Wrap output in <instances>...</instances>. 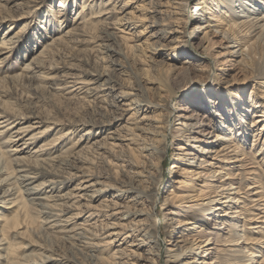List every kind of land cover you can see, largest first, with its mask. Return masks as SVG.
I'll return each mask as SVG.
<instances>
[{
	"label": "rangeland",
	"instance_id": "obj_1",
	"mask_svg": "<svg viewBox=\"0 0 264 264\" xmlns=\"http://www.w3.org/2000/svg\"><path fill=\"white\" fill-rule=\"evenodd\" d=\"M122 1H117L116 6L113 7L112 14L114 16L117 14ZM149 1L150 3L147 4ZM168 1L142 0L141 3H144L147 8L149 5L154 6L155 9L162 10V13H158L156 16H154V13H147L146 19L138 22L135 26L130 25L124 32L118 33L119 35L129 33L126 37L132 36V33L137 34V36L117 38L115 43L103 41L104 39L101 38L102 21L100 19L97 21L98 18H89V25L85 28L83 37H79L83 38L84 41L79 43L68 42L64 38L62 46H59L56 53L45 61L46 68H53L41 70L43 77L41 81L34 80L31 83L20 81L17 84L5 83V85H0V112L6 118L9 117L8 122L14 121L17 124L16 127L26 125L32 129L29 134L36 135L34 142L30 144L27 142L28 146L25 150L18 153V156L29 157L34 155L31 152L37 146H41L42 150L35 154H39V156L44 158L58 155L65 150L79 151L80 155L83 154L88 161L92 160L89 161V164L87 163V167L90 170L93 169L92 171L96 175L103 176L100 181L115 187L119 186L120 181L129 179V172L140 170L128 165L126 162L117 161L115 156L119 154L125 156L126 159L132 160L136 155L135 151L131 149L132 147L136 148L133 143H137L140 147H148L150 145L149 142L144 144L142 138L150 136V134H147L149 131L159 130L154 128V124L157 123L153 120L154 115L159 113L165 122L168 120L169 128L167 129V134L169 136L166 140L168 148L160 165L149 169L146 178L134 175L136 180H141V182L135 181V185H138L137 187L139 188L150 187V192L154 194L153 198L148 200L144 197H138V193L132 190L116 201L117 204L124 205L131 211L142 212L138 215L131 214L128 220L139 223L144 228L143 233L154 230L160 233L167 226V223L172 220L178 219L181 222L188 220L190 223L181 227L184 234L182 236L187 237V239L196 237V231H188L186 228L190 227L192 223H197L199 226L196 230H200L199 233L204 235L203 238L213 235V240H215V243L217 242L215 245L217 252L213 257L219 259L220 262L228 259L229 255L232 254L230 250L234 248H238L240 251L234 253L236 257L244 255L245 249L242 250L241 247H237L242 244L247 246L245 248L250 249V251L259 253L261 257H257L255 260L259 263L262 261L261 264H264V116L261 122L255 116L256 113H261L260 111L264 110V77L253 79L248 69H244L242 63H240L242 57L235 53L239 51L237 42L229 43V46L226 47V42L220 37L219 31L215 33L216 36L212 37L210 35V48L207 51L203 50V46L207 45L208 42H205L203 34L205 29L200 26L205 27L208 22H205L206 15L204 16L198 10V0L179 2L187 4L185 5L187 16H184L181 22H176L170 18L171 14L169 11H179L178 9H173L170 5L171 1ZM262 1L264 6V0ZM61 2L62 0H37L35 3L25 2L18 8L10 7L12 13L21 15L16 18V24L12 26V33L16 32L19 36V50L20 55L21 53L22 55L17 57L18 48L7 54L4 59L5 62L0 65V77H7L19 72L24 63L36 51L42 49L44 43L48 42L51 37L59 33L62 34L69 29L73 18L81 8L82 2L90 4L93 1L67 0L63 3V6H58ZM152 3L153 5H151ZM99 7L101 8V5ZM59 8L65 11L62 25H58L57 22L59 18L57 11ZM107 8H112V4H108ZM85 10L87 19L89 15L96 13L99 8L95 3L92 9L88 6ZM150 10L153 9L151 8ZM44 13L45 15L47 13L48 18L45 17ZM152 16L153 19L158 17L159 21H154L155 23H153L151 21ZM182 16L176 15L173 17ZM43 18L45 19L44 21H42ZM161 18L164 21H161ZM160 22L168 23L169 25L177 24L172 26L180 32L170 33L166 37L158 36V34H154L155 30L162 29L165 26L160 25ZM46 23L49 25H46ZM40 26H45L47 32L45 33ZM5 29L6 25L0 27V38ZM239 35L242 41L241 48H243L250 37L242 35V32ZM37 36L40 39L34 42V38ZM27 40L28 42L25 43ZM32 44L35 46L32 50H25L24 46L33 47ZM100 44H111V47L118 53L108 50V56L104 55L109 61L106 59V63L105 61L102 62L97 59L102 56L99 51L101 48ZM131 45L134 46L130 47ZM263 46L262 49L264 48ZM228 49L233 50L234 54H227ZM256 58L259 59V54L256 55ZM110 60L114 61L115 64L110 63ZM103 64L109 65V70L112 69L111 76L114 80L102 86V90L95 94L93 102L87 101L92 100L93 97L86 98L85 94L82 93L85 88L81 90H72V87L65 88V90L63 87L61 88L62 83H60L59 79H63V75L66 73L70 72L74 75L85 74L84 77L87 80L90 76L89 73L102 69ZM119 64H123L124 68L120 67ZM56 81L60 83L58 86L60 88H48L52 84L51 82ZM137 85H141L145 89L144 92L149 100L157 102L161 98L165 103L164 109L149 111L147 106L135 105L139 109L134 113L135 118L131 119L128 117L134 110L126 111L127 106L123 105V103L132 99L133 96L123 95L113 101L111 107L104 102L107 93L111 94L119 91L135 93L136 91L132 87H137ZM227 92L240 94L239 103L242 104L241 106L245 109V112L244 110L236 113L231 112V105L226 103L228 99ZM219 94H221L220 99ZM138 103L141 102L139 101ZM224 107H226L225 111ZM109 115L110 117L118 115L119 119L111 120V123L101 124L96 128L83 131L74 125L79 123V121L90 122L95 121V119H105ZM237 119L242 120L241 123L232 122V120ZM208 122L210 124L206 126L205 123ZM217 125L225 128V131L220 132L216 127ZM240 128H244L245 134H241ZM5 129L6 127H0V131ZM183 129H185V133L180 135ZM228 129H233L232 136L236 146L235 150H231L234 145L228 149L221 150L223 143H231V140L229 142L224 140ZM195 130L201 133H194ZM66 131H70V133L59 138ZM128 132L136 135V137L132 138L133 143L129 140H121L120 144L122 146L111 148L107 145L106 147L111 149V154L102 150V154L99 151L100 155H97L94 151L92 152L91 149L87 151L89 148H86V146L95 140L102 142L106 140V142L111 143L112 139H107V136H115L117 134L130 139L131 135H125ZM9 136V130L5 133H0V155H3L6 160H8V153L5 152L6 143H4V140L9 138ZM192 137H195V139L192 140ZM198 139H201V141H198ZM195 145H199L204 151L196 152ZM179 146H183V148H178ZM186 152H191L192 154H184ZM92 157L94 158L92 159ZM181 157L185 159H180ZM205 159H207V165H205ZM226 160L228 162H225ZM216 164L224 166V168L213 167ZM6 165V173H10L14 168L17 169L12 162H8ZM178 166L180 167L179 171L177 169ZM214 169H219V175H222L221 179L225 183L228 181L233 182L232 187L235 188L226 190L227 192L224 193V196L229 195L227 199L236 196L234 192H236L237 188L240 192V196H237L239 201L236 203L227 201L225 202L227 207L215 204L221 207V209L217 208V210H220L218 212L221 215L218 217L217 224L214 223V220H204L205 215L211 216V219L213 217L212 214L205 213L210 206L208 199L203 201L201 211L197 209L198 206L194 205L196 202L200 203V200H188L194 194V186L203 185L201 188L207 191L208 188L204 185L215 182L214 178L217 176H211V170ZM204 172L205 175H203ZM14 175L16 179H19V184L16 185V188L20 187L19 190H21L19 196H25L29 200V204H31L27 216L15 229V232H20L19 236L11 233L8 237V244L12 246L15 255L26 254L31 250L30 253L37 256L38 253H46L39 247H50L51 250L62 256L64 255L69 260L79 259L83 260L82 262L84 263L88 262L87 264H110L111 262H123L125 260L115 258V256H118L115 252L117 249L126 248V250H132L134 248L130 245L132 242L130 239L123 242V234H117L120 229L118 227L115 228L111 223L117 222V220H107L104 216L112 212L109 211L110 205L109 208L103 206V204H108L110 200H114L112 197L114 191L112 189L109 191L104 190L106 192L101 193L100 196L89 203L90 207L77 206L80 210L86 212L82 216L74 217L67 222L66 216L69 214L64 216L50 215V209L47 206L49 202L46 201L45 197L50 194L49 190L53 191V195L72 192L76 181L66 182L62 187L53 189L44 185L43 189L40 188V190L36 189L38 187L37 184L45 182L49 178L48 174L32 178V173L22 171L14 172ZM5 176V173L1 174V179ZM145 180L146 182H144ZM214 184H219V182ZM135 185L133 184V186ZM251 185L254 186L248 188ZM11 186L5 184L0 190V209L2 210L4 209L2 205L9 206L10 204H2L3 198L1 196ZM26 189L31 191L29 195L23 193ZM171 193L180 197L170 198ZM81 202L83 201L77 203ZM236 209L239 210L240 216L232 218L234 217L232 215L236 213L234 212ZM52 212L57 213L55 210ZM90 213H92L91 219L87 218ZM106 221H109V229L103 234L98 233L100 230L94 224L96 223L97 225ZM82 226L86 228L95 226L93 231L95 232L96 229L99 231H96V236L93 239H89L86 238L87 234L82 230ZM214 226H217V228H212ZM101 230L103 231V229ZM236 233L237 235L243 234L246 239L243 242H239L238 245L224 244L228 240L238 237L235 236ZM180 234L181 232L177 234V232L172 231L169 234L162 235L158 239L161 248L160 251H157L158 245H154L144 233V237L148 241L147 248L149 251L151 253L159 252L161 255L160 257L153 256L150 264H179L188 261V259L191 260L194 256L198 257L195 254H191L189 255L191 257H187V259H183L180 262H170L171 260L166 255L165 249H176V245H173L176 241L172 245L168 244L170 235L178 240V245H184L183 242H179L181 237H178V235ZM138 236L141 237V235ZM241 240L242 238L239 239V241ZM27 241L31 242L32 245L29 250L24 251L25 249L20 247H23V244H26ZM79 241L85 245H75ZM123 250L126 251L125 249ZM137 252L142 251H132V253ZM205 255L202 259L208 261L207 257L211 256V254ZM148 256L152 255L144 254L141 258H137L131 254L127 257H130L132 259L130 262H134V264H149L144 260ZM66 263L70 264L71 262L67 261ZM247 264L254 263L247 261Z\"/></svg>",
	"mask_w": 264,
	"mask_h": 264
},
{
	"label": "bare ground",
	"instance_id": "obj_2",
	"mask_svg": "<svg viewBox=\"0 0 264 264\" xmlns=\"http://www.w3.org/2000/svg\"><path fill=\"white\" fill-rule=\"evenodd\" d=\"M37 0H0V27L3 25H6V29L3 32V35L0 38V65L1 63L5 62L4 59L7 57V54L11 53L12 51H15L14 49H17V57L21 56L20 55V50H19V36L16 32L12 33V26H15V21L17 20L16 18H19L21 15L14 14L12 13V10L10 7H16L18 8L20 5H23V3H35ZM67 0H62L61 3L58 4V6L62 5L65 3ZM93 1L92 3H87L82 2L81 3V8L78 11L77 15L73 18L71 25L69 26V29L64 32V33H59L49 39L48 42L44 43L42 46L41 50L36 51L31 58L26 61L21 68V70L15 74H12L7 77H0V85H5V83L8 84H17V82H22L25 81L27 83H31L34 80H42L43 77L41 75V70L45 69V61H47L50 57H52L55 53L56 50L59 46H62V43L64 41V38L69 42H83V38H79L80 36L84 35L85 33V28L89 25V18H98L102 21L101 24V33L102 37L104 40L103 41H111L112 43H115L117 41V38L121 37H132V36H137V34H133L132 36H127V34H118L121 32H124L125 29H127L130 25H137L138 22L146 19L145 16L147 13H154V16L158 13H162V10H157L154 8V6H150L147 8L144 6V3H141L142 0H123L122 4L120 5L117 14L114 16L113 13V7L116 6V2L119 0H90ZM139 1V2H138ZM171 1V7L173 9H178L179 12L176 11H169L170 18L175 20L176 22H181L183 20L184 16H187V9L185 5L187 4H182L179 3L181 1H187V0H169ZM168 1V2H169ZM95 3L97 4V7L99 8L96 13L89 15V17L86 19L85 17V8L90 6V9L94 7ZM150 1L147 3L149 4ZM199 4L198 10L202 12V14L205 16L206 15V20L205 22H208L207 25L200 26L201 28H204V38L205 42L207 45L203 46V50L207 51L210 44V38L211 36H216L215 33L219 31L221 34V38L225 40L226 42V47H228L229 43H236L239 45V51H236L239 56L242 57V60L240 63H242L244 69H248L249 73H251L253 79H258L261 77H264V48L262 49V46L264 45V6H263V1L262 0H198L197 2ZM235 7H234V5ZM108 4H112V8H107ZM176 4V5H174ZM88 5V6H87ZM101 5V8L99 7ZM153 5V3L151 4ZM106 6V7H105ZM159 7V5H158ZM153 10H150V9ZM58 15V25H62L64 21V16H65V11H62L61 8L57 11ZM138 13V14H137ZM45 15V13H44ZM176 15H183L182 17H173ZM45 17L48 18L47 13ZM44 17V18H45ZM104 17V18H103ZM43 18L42 21L45 19ZM151 21L155 23L154 21L158 22L159 18L156 17L153 19V16L151 17ZM161 21H164V19L161 18ZM160 25H165L162 29L155 30L154 34H158L161 37H166L170 33H176L180 32L177 31L173 26H176L177 24H172L169 25L168 23H159ZM43 25V24H40ZM46 25H49L46 23ZM43 31H46L45 26H40ZM220 29V30H219ZM242 32V35L250 37L243 48H241V38L239 37L240 33ZM244 33V34H243ZM131 34V33H130ZM77 35V36H73ZM124 35V36H123ZM211 35V36H210ZM83 37V36H82ZM68 38V39H67ZM35 41H39V36L34 38ZM65 40V41H66ZM250 40V41H249ZM25 41V43H27ZM35 44V43H34ZM33 45V44H32ZM101 48L99 49L100 53L102 56L98 57L100 61H105L106 59L105 55L108 56L107 51L110 50L114 53H118L113 47H111V44L99 45ZM134 45H131L130 47H133ZM33 47H29L28 45L24 48L25 50L28 49H33ZM264 47V46H263ZM119 51V50H118ZM59 52V51H58ZM262 52V53H261ZM229 55H233L234 51L233 50H227L226 52ZM26 54V53H24ZM259 54V59L256 58V55ZM258 59V60H257ZM109 61V59H107ZM83 61V60H82ZM110 63L115 64L114 61L110 60ZM125 63V62H124ZM91 65V64H90ZM120 65V64H119ZM109 65L103 64L102 69L100 70H95L94 72L89 73V78L84 77L85 74H79V75H74L70 72L66 73L63 75V79H59L60 83H62L61 88L63 87L64 90L65 88L72 87V90L75 89H84L82 93H84L86 98H92V100H87L88 102H93V99L95 98V94L100 92L102 90V86H105L106 84L110 83L114 79L112 78V69H108ZM120 67H123V64L120 65ZM48 69L53 68V67H47ZM46 68V69H47ZM84 71V70H83ZM87 72V71H86ZM78 74V73H77ZM106 76V77H105ZM88 77V76H87ZM69 79V80H68ZM58 81V80H57ZM51 82L52 84L48 86V88L51 89H57L60 88L58 87L60 83L58 82ZM115 82V81H114ZM117 83V82H116ZM97 84L96 86H94ZM32 85V84H31ZM0 86V87H1ZM159 86V85H158ZM133 90H135V93L129 92H115V93H107L106 98H105V103L107 106L111 107L112 102L119 99L123 95H131L133 96L132 99L127 100L126 102L123 103V105L127 106L126 111L134 110L131 112L128 118L134 119V113L139 109L136 106H147V109L150 110H155V109H164L165 103L162 101L161 98L157 100V102H153L149 100V98L145 94V89L141 87V85H137V87H132ZM161 88V87H160ZM3 90V89H2ZM219 91V90H217ZM227 91V90H226ZM70 92V91H69ZM227 104L231 105V112L236 113L237 111H243L245 112V109L241 106L242 104L239 103V98L240 94L239 93H231L227 92ZM221 98V94H219V99ZM141 103H138V102ZM87 104V103H86ZM92 104V103H90ZM89 104V105H90ZM93 105V104H92ZM136 105V106H135ZM94 107V106H93ZM141 109V107H140ZM187 110V109H186ZM226 110V107H224V111ZM110 112V111H109ZM261 113H256V117L258 118V121L263 120L264 116V110L260 111ZM95 113V112H94ZM227 113V112H226ZM231 113V114H232ZM239 114V113H238ZM255 114V113H253ZM217 115V113H216ZM239 116V115H238ZM102 117V116H101ZM110 117V115H109ZM105 118V119H95V121H90V122H80L77 124H74L76 128L79 127L80 130H86V129H92L96 128L97 126H100L101 124H107L111 123V120H117L119 119L118 115L111 116L110 118ZM219 117H221L219 115ZM261 117V119H259ZM148 118V117H145ZM9 117L6 118L5 115H2L0 112V127H6L5 130L0 131V133H5L8 130L10 131V136L9 138H6L4 140V143H6L5 147L6 150L5 152L8 153V160L3 158V155H0V190L2 187H4L5 184L7 185H12L10 189H7L6 191L3 192L2 194V204H7L9 203V206L2 205L4 209H0V264H69L66 263L67 261H70V264H87L82 262L79 259L76 260H69L62 256L59 253H56L55 251L51 250L50 247H39L40 249L42 248L46 253H38L37 256L33 255L30 253L32 243L27 241L26 244H23V247H20L22 249H25L24 251L29 250V253L22 254L19 256L15 255L12 250V246L8 244V237L11 233H13L16 236H19L20 232H15V229L19 226L20 222L25 219V217L28 214V210L31 206L29 204V200L25 196H19V193L21 190L16 188V185L19 184V179L15 178V175L13 176V173L15 172H28L32 173L33 176L32 178H37V176L40 175H49V178L45 180V182L38 183L36 189H43V186H50L51 189L56 188V187H62L66 182L69 183V181L74 182L76 181L74 187L72 188V192H66L61 195H53V191L49 190L48 192L50 194H47L45 199L46 201L49 202L47 203L48 208L50 209L49 213L51 216L57 215V216H66V221L69 222L71 219L74 217H79L82 216L86 211L80 210L77 206L86 208L90 207L89 203L94 201L98 196L101 195V193H104L106 191H109L112 189L114 191L112 197L114 200H110L108 204H103L104 207H108L110 205L109 211H112L109 214H105V218L107 220H117V222H111L113 226L116 228L118 227L120 229V232L117 234L121 235L123 234L122 240L124 241H132L130 243L131 246L134 248L132 250H126L124 251L123 249H117L115 252L118 254V256H115V258L118 259H125L123 262H111L110 264H134V262H130L132 259L130 257H127L128 255H133V257L141 258L144 254L149 255L151 254L152 256H148L144 260L147 261L149 264L153 260V256L160 257V253H151L149 251L148 247V241L144 237V233H146L147 238L154 243V245L157 246V251H160V243L158 242V239L162 237L164 234H169L172 231L181 232L178 237H181L179 242H183L184 245H178V240L176 238H173L172 235H170L168 244H173L176 245V249H171V248H166L165 252L167 253L166 255L169 257L170 262H180L183 259H187V257H191L189 255H197L198 257L194 256L191 260L188 259L186 262H182L179 264H247V261H251L252 263L258 264L259 262L255 260L257 257H261L259 253L250 251V249H247L243 246L242 244H239V242H243L246 238L243 234L236 235L238 236L236 238L228 240L227 243H224L226 245H238L237 247H241L242 250L245 249L244 255L241 257H236L234 253L240 252L238 248L231 249L230 251L232 254L229 255V258L224 260L223 262H220L219 259L216 257H213V255L216 254L217 249H216V244L215 240H213V235L206 236L203 238L204 235L202 233H199L200 230H196V228L199 226L197 223H192V225L186 230L188 231H196V237H191L187 239V237H183L184 234L182 232V225H185L187 223H190V221L186 222H181L178 219H175L174 221L172 220L170 223H167V226L163 228V231L160 233H157L155 230L152 232H144V228L139 225V223H135L132 221H129L128 219L130 218V215H138L141 214L142 212H135V210L131 211L129 210L126 206L117 204L116 201L124 197L128 192H131L132 190H135L136 193H138V197H144L150 200L153 198L154 194L150 192V187H143L139 188L137 187L138 185H135V181L141 182V180H136L134 178V175L136 176H142L143 178L147 177V174L149 173V169L157 167V165H160V163L163 160V157L166 153L167 150V145H166V140L168 138L167 134V129L169 128L168 120L165 122L163 118H161L160 114L154 115V121L157 124H154V128L159 129L157 131H149L147 134H150V136H146L142 138L143 143L145 144L146 142H149V146H142L140 147L137 145V143H133L134 137H136L135 134L127 133L125 135H131L130 139L126 138L125 136H120V135H115V136H107V139H112L111 143L100 141V140H95L94 142L90 143L89 145L86 146V148H89L87 151L90 149L92 152L96 153L97 155L99 151L102 154L103 152L110 153L111 154V149L106 147L109 145L111 148L120 146V141H125L129 140L133 144L136 145V148L132 147L131 149L135 151L136 155L132 160L126 159L125 156L117 155L112 153L113 156H115L117 161H120L122 163L126 162L130 166H134L135 168H138L140 170L138 171H132L129 172V179L126 181H120L121 183L119 186H113L109 183H105L100 181L101 177L100 175H96L92 170H90L89 167H87V163L89 164L90 160L88 161L85 156L80 155L79 151L73 152V151H61L58 155H53L49 157H41L39 154H35L37 152H40L41 146L34 147L31 152V155L29 157H24V156H18V153L21 151L25 150V148L28 146V143L34 142V139L36 138L35 134H29V132H32V129H30L26 125H21L19 127H16L17 124L14 123V121L8 122ZM152 120V121H153ZM237 124L241 123L239 119L237 120H232L233 123L235 122ZM210 123H205V125H209ZM183 125V123H182ZM217 129L220 132L225 131V128L221 127L220 125L216 126ZM132 129V128H130ZM241 129V128H240ZM228 133L226 134V139L225 142H229L231 140V143H223L221 150L222 149H228L232 145H234V137L233 135V129H228ZM70 131L64 132V134L60 135V137L66 136L69 134ZM185 133V129L181 130L180 135ZM194 133H201L198 130H195ZM240 133V132H239ZM245 134L244 128L241 129V134ZM146 134V135H147ZM245 136V135H244ZM194 140L195 137H192ZM187 140V139H186ZM233 140V142H232ZM21 141L20 143H18ZM198 141H201V139H198ZM203 142V141H202ZM205 142V141H204ZM3 144V143H2ZM16 144V146H15ZM147 144V143H146ZM14 146V147H13ZM20 146V147H19ZM122 146V145H121ZM196 147V152L197 151H204V149L200 148L199 145H195ZM70 147V146H69ZM178 148H183V146H179ZM236 146L234 145V148L231 150H235ZM102 150V151H101ZM230 150V151H231ZM1 154V151H0ZM184 154H192L191 152H186ZM94 155V154H93ZM92 156V154H91ZM153 156V157H152ZM95 157V156H94ZM92 157V159L94 158ZM91 158V157H90ZM99 158V157H98ZM152 158V159H151ZM89 159V158H88ZM97 159V158H96ZM180 159H185L184 157H181ZM92 161V160H91ZM207 165V159H205ZM8 162H12L14 165H16L17 169L14 168L10 171V173H6V164ZM225 162H228L226 160ZM80 163V164H78ZM117 163V162H116ZM93 164V163H92ZM182 164V163H181ZM93 167V166H91ZM213 167H219V168H224V166H219L216 164ZM178 171L180 170V167H177ZM219 169H214L212 171V177L217 176L214 178V183L219 182V184H208L206 183V186L208 188L207 191H204L200 185L198 187H193L194 194L191 195L188 200H200V203L194 204L195 206H198L197 209L200 210L201 207L203 206V201L205 199H208L210 201V206L207 208L208 210L205 212L206 214H212V219L211 216L209 217L208 215H205V219H210L214 220V223L217 224L218 222V217H219V212L220 210H217V208L221 209L218 205L215 204H221L222 206H226L225 202L227 201H232L233 203H236L239 201L238 197L240 196L239 189L237 188L236 192L234 194L236 196H232L229 199V195L224 196V193H226V190H231L235 187H232L231 181H228L225 183L221 177L222 175H219L218 172ZM99 172V171H98ZM218 172V173H217ZM5 173V177L1 179V174ZM141 173V175H139ZM143 173H145L143 175ZM228 174V173H227ZM133 175V176H132ZM205 175V172L203 173ZM30 178V177H29ZM202 178V177H201ZM228 178V177H227ZM12 180V181H11ZM222 180V181H221ZM8 181H10L8 183ZM146 182V180L144 181ZM135 186H133V184ZM42 186V187H40ZM254 185L249 186L248 188L252 187ZM145 188V189H144ZM206 188V189H207ZM220 188V189H219ZM41 190V189H40ZM106 190V191H104ZM25 194H30L31 191L29 189H26L23 191ZM238 196V197H237ZM171 197H180L178 195H172V193L169 196ZM168 197V198H169ZM226 197V198H225ZM221 198H225L224 200H220ZM73 200V201H71ZM71 201V202H70ZM83 201L81 203H77ZM31 203V202H30ZM237 207V206H236ZM215 209V210H211ZM55 210L54 213L52 212ZM203 210V209H202ZM201 211V210H200ZM234 212V217H238L239 215V210L236 209ZM204 213V214H205ZM126 215V216H125ZM221 216V215H220ZM264 217V216H263ZM59 218V217H58ZM87 218H92V213L88 215ZM86 221V220H84ZM75 225V224H74ZM98 226V229L93 231V228L95 229V226H91V228H86L85 226H82V230L84 233L87 234L86 238L93 239L94 236H96V231L98 230L100 234L105 233L109 227V221H106L104 223L100 222L99 224L96 225ZM212 228H217V226H214ZM103 229V231L101 230ZM214 234V233H212ZM138 235H141L139 237ZM183 235V236H182ZM234 236V237H235ZM143 237V238H142ZM233 237V233H232ZM60 238V237H57ZM197 238H199L197 240ZM242 238L241 241L239 239ZM136 241V242H133ZM236 242V243H232ZM238 242V243H237ZM85 245L84 243H81L79 241L78 243H75V245ZM95 245V244H94ZM209 245V246H208ZM96 246V245H95ZM19 248V249H20ZM212 249V250H211ZM241 250V251H242ZM132 251H142V252H137V253H132ZM144 253V254H143ZM205 254H211V256L207 257L206 261L205 259H202V257H205ZM200 255V256H199ZM193 257V256H192ZM214 258V260H213ZM216 258V259H215ZM147 259V260H146ZM155 259V258H154ZM210 260V261H209ZM128 262V263H127ZM262 261H260L259 264H261Z\"/></svg>",
	"mask_w": 264,
	"mask_h": 264
}]
</instances>
